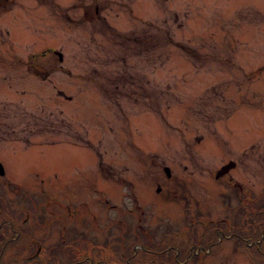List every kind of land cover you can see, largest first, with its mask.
<instances>
[{
    "label": "rangeland",
    "instance_id": "rangeland-1",
    "mask_svg": "<svg viewBox=\"0 0 264 264\" xmlns=\"http://www.w3.org/2000/svg\"><path fill=\"white\" fill-rule=\"evenodd\" d=\"M263 154L264 0H0V160L54 246L28 262L0 228L2 264H169L113 224L130 181L153 182L139 202L167 244L182 211L154 185L194 176L201 208L224 216L215 170L233 156L232 174L252 182L260 163L264 180ZM64 214L90 222L69 233ZM228 236L180 264H252Z\"/></svg>",
    "mask_w": 264,
    "mask_h": 264
},
{
    "label": "flooded vegetation",
    "instance_id": "flooded-vegetation-1",
    "mask_svg": "<svg viewBox=\"0 0 264 264\" xmlns=\"http://www.w3.org/2000/svg\"><path fill=\"white\" fill-rule=\"evenodd\" d=\"M136 36H129L128 38ZM237 165V160L233 156H230L219 169L215 170L222 205L226 210L224 216L216 217L211 212L201 208L200 201L197 199L199 198L198 193L200 187L193 174L191 180L176 179L172 181L171 186L163 193H161L163 185H154L160 194V198H175L174 202L179 204L182 211V225L164 231L165 234L170 231L171 233L174 232L175 235L174 238L165 239L171 241L167 244L160 243V239L163 241V238H153L158 231V227L155 226L153 229L152 225L149 224L152 211L148 206L145 204L142 206L139 202L141 199V191H145L146 188H152L153 182L149 179H144L145 181L142 184L138 182L140 186L130 181L128 184L129 205H122L117 208L113 224L121 227L124 231L133 232L134 234L145 237L148 243L144 245V249L147 251L164 254L166 253L165 249L171 247L176 255L184 254L182 259H177L176 261L171 260L169 264H180L184 259L189 261L190 257H192V260L197 257L194 260L197 261L201 259V254H218V251L221 250V247H219L221 246V241H219L221 240V233H224V235L230 234L228 237H233L237 240L235 248H240L243 253H246L249 262H252V264H264V180L260 172L263 166L260 163L256 165L257 179L249 182L242 179V177L238 178L232 174V169L236 168ZM226 166L228 168L224 174L218 175V171ZM187 167L185 166V169ZM195 168L199 169L193 165L190 171L194 173ZM108 170L111 171L112 168L108 167ZM170 170L169 173L166 170L167 176H170ZM225 175L228 177L227 181H220L219 177L221 178ZM7 184H12L7 178H5V185L3 184L2 186L0 184V198H2L0 203V219L12 218L13 221L15 220V223L10 228L11 230L17 231L16 235L21 236V241L16 243V247H29L28 250L30 252L25 255V259L30 262V258H33L38 262V256L42 251L41 248L54 247L49 244L45 246L42 242L45 238L43 236L39 237L35 233V229L39 228L37 224L40 218L38 216L40 204L35 200L31 204L24 203L22 197L18 195L19 190L16 189L14 191V186H12L11 190L14 193H9L8 189L10 186ZM76 208L77 205L68 206V211L71 212L76 210ZM60 219L62 221L66 220L65 223L67 226L69 221L74 224V226H68L65 229L69 233L78 231L90 222L85 219H75L65 214L63 218L59 217ZM159 220V225L162 223L168 224L166 220ZM4 228L10 231L7 226H4ZM217 241L219 243L216 244ZM2 247L6 246L3 245ZM1 252L3 255L6 249L4 248ZM0 264H2L1 253ZM156 264L163 263L158 261Z\"/></svg>",
    "mask_w": 264,
    "mask_h": 264
},
{
    "label": "trees",
    "instance_id": "trees-1",
    "mask_svg": "<svg viewBox=\"0 0 264 264\" xmlns=\"http://www.w3.org/2000/svg\"><path fill=\"white\" fill-rule=\"evenodd\" d=\"M146 40H148V39H146L145 38V41ZM1 201H2V199L0 198V203H1ZM15 223V220L13 221L12 220V218H9V219H0V228H3L4 226H7L8 228H9V230H10V233H11V235H13L14 237L13 238H15L16 237V241H18V242H20L21 240H20V238H21V236H18V235H16L17 234V231L16 230H11V226L13 225ZM169 236H174V232H169ZM168 236V237H169ZM171 237H169V239H170ZM170 241V240H169ZM166 251L168 252L169 251V253H170V255L172 254V256H173V259L175 260L176 258H175V252H174V250H170V249H167L166 248ZM169 253H168V255H169ZM169 261H171V259L169 260Z\"/></svg>",
    "mask_w": 264,
    "mask_h": 264
},
{
    "label": "water",
    "instance_id": "water-1",
    "mask_svg": "<svg viewBox=\"0 0 264 264\" xmlns=\"http://www.w3.org/2000/svg\"><path fill=\"white\" fill-rule=\"evenodd\" d=\"M58 53H59V55H60V59H62V53L61 52H59L58 51ZM227 168H228V166H226L225 168H222V169H220L219 171H218V175H221V174H223L226 170H227ZM166 170L168 171V173H169V168L167 167L166 168ZM0 173H4V168H3V166L1 165V163H0Z\"/></svg>",
    "mask_w": 264,
    "mask_h": 264
}]
</instances>
